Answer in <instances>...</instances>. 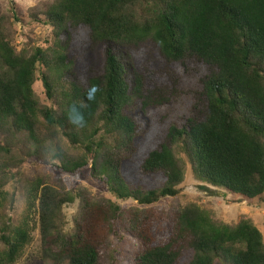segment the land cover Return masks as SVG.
Masks as SVG:
<instances>
[{
  "label": "trees",
  "instance_id": "trees-1",
  "mask_svg": "<svg viewBox=\"0 0 264 264\" xmlns=\"http://www.w3.org/2000/svg\"><path fill=\"white\" fill-rule=\"evenodd\" d=\"M42 13L51 44L21 52L12 27L24 22L0 14V264L22 258L36 215L42 253L54 262L124 264L117 245L129 235L133 264H264V238L250 219L226 224L196 203L152 208L180 195L188 166L243 202L264 201V0H52ZM82 28L90 57L78 83L69 45ZM149 44L156 53L142 58ZM184 101L192 117L169 128L133 185L124 167L153 113ZM33 158L67 174L90 169L115 198L139 207L123 210L42 176L21 181L18 170ZM157 177L160 186H144ZM12 182L24 189L18 220L8 214ZM77 201L66 231L64 208Z\"/></svg>",
  "mask_w": 264,
  "mask_h": 264
},
{
  "label": "rangeland",
  "instance_id": "rangeland-1",
  "mask_svg": "<svg viewBox=\"0 0 264 264\" xmlns=\"http://www.w3.org/2000/svg\"><path fill=\"white\" fill-rule=\"evenodd\" d=\"M52 0H0V14L11 16L16 12V15L24 22L14 23L12 34L14 36V46L18 52L22 49L47 48L52 40V28L39 20H44L43 9ZM14 6V11L12 7ZM49 42V43H48ZM48 43V44H47ZM27 50V51H28ZM89 51L90 41L88 32L82 28L77 30L69 45V54L73 58L75 71L72 73L71 81L78 83L85 82L89 69ZM155 52L152 44L142 47L138 54L142 58ZM43 67L38 66L36 76L39 77ZM56 77V74L54 78ZM69 77H64L68 80ZM69 81V80H68ZM196 80L191 83L194 85ZM34 90L37 95L43 99L44 88L39 81L35 84ZM193 103V99L191 100ZM189 102H180V105L175 109L153 113L150 119V129L137 141L138 153L134 162H127L124 167V172L128 180L134 185L138 182L140 176V166L148 153L153 150L158 144L164 142L168 136V130L171 126L183 122L185 119L192 117L190 112ZM168 112V114H165ZM26 141V138L23 137ZM16 172V171H15ZM21 174V181L26 179H34L42 176L46 183L56 187L64 186L68 191H75L78 188L87 189L88 192L98 199L103 198L117 203L123 210H128L133 207H139L137 202L133 200L121 201L113 196L106 181H97L91 177L90 169H84L75 174H67L57 170L51 165H45L36 158L28 159L18 170ZM161 177H157L153 181H143L147 189L161 185ZM181 193L176 198H166L161 200L156 206L161 212L171 207H183L190 203H196L214 213L216 219L226 224H237L242 219H250L253 224L260 230L264 238V201L246 203L237 197L230 196L220 189H216L205 183L200 182L193 174L192 169L188 166L185 182L182 184ZM6 190L10 193L16 192L15 207L8 211L15 220H18L25 210V198L23 183H10ZM166 208V209H165ZM145 209V208H144ZM79 211V202L73 205H67L64 208V214L67 218L66 231L73 228V220ZM35 230L33 233L32 243L26 248L22 258L16 264H67L66 261L54 262L42 253V242L38 226V215L35 216ZM121 234L122 233L121 231ZM117 244V240H115ZM137 247V241L129 236L124 235L123 240L117 245L118 257L124 264H133L134 252Z\"/></svg>",
  "mask_w": 264,
  "mask_h": 264
}]
</instances>
